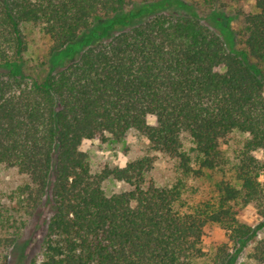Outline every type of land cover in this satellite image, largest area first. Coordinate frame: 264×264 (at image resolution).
I'll return each mask as SVG.
<instances>
[{"label":"trees","instance_id":"1","mask_svg":"<svg viewBox=\"0 0 264 264\" xmlns=\"http://www.w3.org/2000/svg\"><path fill=\"white\" fill-rule=\"evenodd\" d=\"M251 1L237 49L215 10L218 29L163 11L166 0H0V165L24 178L0 196V264L44 208L29 264H196L211 225L232 243L211 264H233L251 243L248 257L264 264V0ZM24 23L65 61L41 81L21 69ZM129 133L166 155L177 178L157 183L149 154L92 171L81 145ZM213 173L221 179L202 189ZM108 181L125 188L108 193ZM248 205L258 228L239 220Z\"/></svg>","mask_w":264,"mask_h":264},{"label":"rangeland","instance_id":"2","mask_svg":"<svg viewBox=\"0 0 264 264\" xmlns=\"http://www.w3.org/2000/svg\"><path fill=\"white\" fill-rule=\"evenodd\" d=\"M166 1L170 3L164 5L163 11L166 10L181 14H197L203 18V20L207 19L206 21L216 29L219 27L214 24L218 23L219 25H223V23L221 24L219 21L225 22L223 28L227 30L228 34L232 37L236 48H245L241 31L246 16L256 11L253 1L222 0L211 9H207L203 0ZM212 10L219 12L223 20L218 16V21L212 13L208 14ZM22 29L28 45L21 62L22 72L25 76L41 81L49 73H52L60 67L65 61H63L64 59L61 56H54L51 53V40L38 25L24 23ZM148 122L154 124V117H148ZM81 150L87 153L92 171H98L105 166L112 167L123 165L129 160L136 159L144 154H149L153 156L154 159L151 177L157 183H169L175 180L178 175L175 165L166 155L161 152L149 150L144 138L135 133H129L120 140L110 138L105 142L99 140L85 142L81 145ZM224 153L227 157L233 158V147L229 145ZM220 179L221 175L219 173L208 174L207 177L202 179L198 184L205 190L213 187ZM23 180L24 178L19 175L15 169L0 165V196L2 198H7ZM122 188H125V186L114 181H108L106 184L108 193L120 191ZM50 214L51 212L47 208H44L28 220L26 227L23 229L21 241L14 249V252L9 255L7 264H29L32 260L39 258ZM239 220L253 228H258L263 221L251 205L241 210ZM263 235L264 234H260L259 236L261 237ZM252 245L253 243L248 245V247L237 256L233 264H260L248 257ZM222 247H226V250L232 247V243L228 239L226 231L218 225L207 226L203 232L202 248L208 256L206 259L198 261L196 264H211L209 258Z\"/></svg>","mask_w":264,"mask_h":264}]
</instances>
